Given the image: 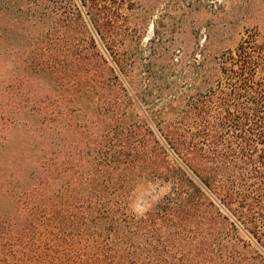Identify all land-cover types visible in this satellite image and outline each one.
Wrapping results in <instances>:
<instances>
[{
    "label": "trees",
    "instance_id": "1",
    "mask_svg": "<svg viewBox=\"0 0 264 264\" xmlns=\"http://www.w3.org/2000/svg\"><path fill=\"white\" fill-rule=\"evenodd\" d=\"M22 1L0 30V264H226L244 258L222 250L230 229L264 251L263 59L248 42L213 74L204 55L199 85L136 118L140 27L122 0Z\"/></svg>",
    "mask_w": 264,
    "mask_h": 264
},
{
    "label": "rangeland",
    "instance_id": "2",
    "mask_svg": "<svg viewBox=\"0 0 264 264\" xmlns=\"http://www.w3.org/2000/svg\"><path fill=\"white\" fill-rule=\"evenodd\" d=\"M3 2L9 7L0 17V30L7 26L5 22L9 19L18 20L17 4L23 1L0 0V4ZM122 4L120 13L127 15L121 19L125 20L122 23L132 31L140 27L133 32L135 36L131 35L128 48L129 55L135 58V70L128 76L130 85H137L134 92L138 107L133 112L136 118H154L157 111L171 104L175 95L199 85L197 72L204 55L209 58L206 66L213 74L215 64L211 60L246 41L249 51L263 59L257 75L264 79V0H122ZM13 38L12 35L10 40ZM3 43L0 37V45ZM4 51L1 46L0 56ZM146 63L153 66L152 80L143 69ZM4 72L0 62L1 78ZM123 80L128 82L126 77ZM136 194L135 206L141 209L144 194ZM151 194L158 195L155 191ZM226 231L229 242L222 250L231 251L232 243H236L244 255L240 261L231 260L226 264H264L263 249L248 233L238 229ZM212 232L216 234L220 230L214 227Z\"/></svg>",
    "mask_w": 264,
    "mask_h": 264
}]
</instances>
